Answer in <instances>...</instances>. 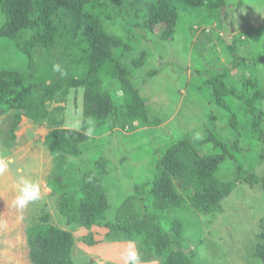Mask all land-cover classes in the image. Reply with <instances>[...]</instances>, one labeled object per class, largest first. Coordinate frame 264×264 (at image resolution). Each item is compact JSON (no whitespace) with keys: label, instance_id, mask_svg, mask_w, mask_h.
I'll use <instances>...</instances> for the list:
<instances>
[{"label":"rangeland","instance_id":"374dc122","mask_svg":"<svg viewBox=\"0 0 264 264\" xmlns=\"http://www.w3.org/2000/svg\"><path fill=\"white\" fill-rule=\"evenodd\" d=\"M223 2L225 6L218 10L216 18L204 8L188 9L186 13L179 10L169 40H162L158 32L148 34L137 28L147 17L142 0L105 2L100 16L102 28L127 47L113 49V56L129 70V80L144 102L148 118L160 120L156 128L136 132L89 128L81 154L69 156L49 151L45 138L50 128L59 124L66 129L85 130L82 88H70L67 95L48 102L47 118L39 124L21 117L15 139L9 143L10 113L0 112V154L13 160L0 176V264H31L25 230L39 224L45 214L50 225L72 233L75 264H124L121 252L131 241L122 234L108 237L104 223L114 221L119 207L134 194L135 182L153 180L156 164L166 148L181 139H188L201 156H223L215 177L230 184L231 191L210 214L181 209L156 212L161 227L169 232L174 220L183 222L182 239L197 264H261L253 253L256 245L264 241V185L259 182L264 144L252 129L254 114L245 104L229 99L236 114L232 128L229 114L215 104L212 88L205 81L225 70L223 82L228 88L233 87L237 96L250 97L253 91L264 93V0ZM3 22L0 11V27ZM63 53L59 44L51 51L36 48L30 65L14 41L0 37V70L16 69L46 78L58 72L57 65L60 72L67 68L62 65L66 60ZM140 56L143 64L134 68L131 61ZM152 71L156 74L148 76ZM102 89L122 104L115 81H105ZM253 107L256 115L263 112L259 127V134L263 135L264 98ZM209 138L224 148L215 147ZM99 159L106 161L107 168L99 178L109 205L103 225L91 229L68 227L58 213L61 187L69 185L78 190L83 175ZM18 169L38 183L41 193L39 199L23 209L14 203ZM248 178L255 179L245 183ZM134 204L141 214L140 204ZM90 235L92 245L84 240ZM132 243L139 256L138 264H161L160 259Z\"/></svg>","mask_w":264,"mask_h":264},{"label":"trees","instance_id":"16d2710c","mask_svg":"<svg viewBox=\"0 0 264 264\" xmlns=\"http://www.w3.org/2000/svg\"><path fill=\"white\" fill-rule=\"evenodd\" d=\"M107 0H0L4 22L0 37L14 41L17 48L33 63L36 48L51 51L60 45L66 59L57 73L37 77L16 69L0 70V112L10 113L7 143L13 141L14 132L25 117L34 123L47 118L46 104L67 95L70 88L83 89V122L85 130L61 127L50 128L45 143L49 151L61 155L79 156L81 145L88 140L85 131L103 128L109 131L136 132L156 128L160 120L149 119L144 102L129 80V70L113 56V49L127 48L117 36L102 28L100 16ZM147 11L146 20L137 25L142 32L156 34L169 40L178 20V11L204 8L213 18L224 8L223 0H142ZM136 12H138L136 10ZM222 19H227L224 14ZM233 51V49H232ZM143 56L132 59L134 68L143 64ZM50 67L52 65H49ZM152 71L148 76L155 75ZM222 75H214L205 82L212 88L215 104L229 114V125L235 128L236 114L231 98L242 101L254 116L252 129L264 144V134H259L263 112L255 114L254 103L264 98V93L253 91L250 97L237 96L233 87L228 88ZM107 80L118 85L122 104L102 89ZM58 99V100H59ZM215 147H223L217 140L207 139ZM2 143H5L2 140ZM224 160L222 155L201 156L188 139H181L166 148L156 164V175L149 183H134V194L119 207L112 223H104L108 237L122 234L135 242L146 254L161 260V264H197L193 252L185 248L182 239L183 222L174 220L166 232L158 221L156 212L177 209L193 213L210 214L228 197L230 184L216 179L215 173ZM106 161L99 159L95 167L82 177L78 190L62 186L58 213L66 226L91 229L102 226L109 205L100 185L106 174ZM127 176V175H126ZM128 177V176H127ZM248 178L245 183H252ZM236 180H241L237 178ZM243 181V182H244ZM260 184L264 185L263 173ZM135 202L141 206L137 212ZM26 243L31 264H75L72 251L75 238L68 230L49 224L48 214L39 224L26 228ZM92 236L84 239L92 245ZM264 240V234L261 235ZM253 257L264 264V241L256 245Z\"/></svg>","mask_w":264,"mask_h":264},{"label":"clouds","instance_id":"9594fccd","mask_svg":"<svg viewBox=\"0 0 264 264\" xmlns=\"http://www.w3.org/2000/svg\"><path fill=\"white\" fill-rule=\"evenodd\" d=\"M55 70L59 71V66H55ZM13 163L11 157H6L0 154V176L4 175L9 166ZM18 176L16 179V196L15 206L23 209L31 201H35L40 198V188L38 183L29 176L22 173L21 170H17ZM121 259L124 264H138L139 256L135 250V246L132 242H129L127 247L121 252Z\"/></svg>","mask_w":264,"mask_h":264}]
</instances>
